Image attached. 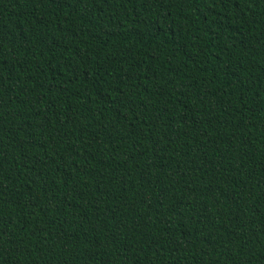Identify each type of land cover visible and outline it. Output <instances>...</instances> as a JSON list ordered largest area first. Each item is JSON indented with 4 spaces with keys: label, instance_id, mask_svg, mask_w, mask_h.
<instances>
[{
    "label": "trees",
    "instance_id": "16d2710c",
    "mask_svg": "<svg viewBox=\"0 0 264 264\" xmlns=\"http://www.w3.org/2000/svg\"><path fill=\"white\" fill-rule=\"evenodd\" d=\"M0 264H264V0H0Z\"/></svg>",
    "mask_w": 264,
    "mask_h": 264
}]
</instances>
